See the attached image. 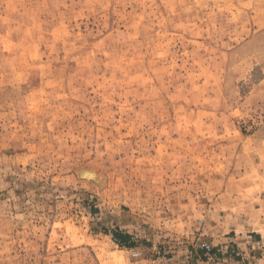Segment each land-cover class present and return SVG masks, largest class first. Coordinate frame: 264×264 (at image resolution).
I'll return each mask as SVG.
<instances>
[{
  "label": "rangeland",
  "instance_id": "obj_1",
  "mask_svg": "<svg viewBox=\"0 0 264 264\" xmlns=\"http://www.w3.org/2000/svg\"><path fill=\"white\" fill-rule=\"evenodd\" d=\"M0 264H264V0H0Z\"/></svg>",
  "mask_w": 264,
  "mask_h": 264
},
{
  "label": "trees",
  "instance_id": "obj_2",
  "mask_svg": "<svg viewBox=\"0 0 264 264\" xmlns=\"http://www.w3.org/2000/svg\"><path fill=\"white\" fill-rule=\"evenodd\" d=\"M105 232L108 233V231ZM111 235H113L114 241L121 247L131 248L135 246L134 242H132V235L124 231L115 230L111 232Z\"/></svg>",
  "mask_w": 264,
  "mask_h": 264
}]
</instances>
